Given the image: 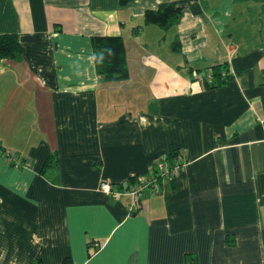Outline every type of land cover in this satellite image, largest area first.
I'll list each match as a JSON object with an SVG mask.
<instances>
[{
	"label": "crops",
	"instance_id": "1",
	"mask_svg": "<svg viewBox=\"0 0 264 264\" xmlns=\"http://www.w3.org/2000/svg\"><path fill=\"white\" fill-rule=\"evenodd\" d=\"M169 2L176 24L143 23ZM3 33L22 51L0 59V264H264V0H0ZM116 35L110 81L93 37ZM161 155L184 165L133 204Z\"/></svg>",
	"mask_w": 264,
	"mask_h": 264
},
{
	"label": "trees",
	"instance_id": "2",
	"mask_svg": "<svg viewBox=\"0 0 264 264\" xmlns=\"http://www.w3.org/2000/svg\"><path fill=\"white\" fill-rule=\"evenodd\" d=\"M121 4H126L130 0H119ZM183 13V9L176 2H169L158 9H146L143 12L144 24H156L162 29H169L176 24ZM179 39L173 41L171 49L178 51ZM22 47L13 33L0 34V59H19ZM93 55L97 72L104 79L114 81L128 77V66L126 50L123 39L120 35L116 36H95L93 37ZM230 79L229 68L225 64L215 65L208 77L202 79L203 86H218ZM17 159V158H15ZM18 164L22 165L23 160L17 159ZM14 165L13 163H10ZM57 161L50 155L43 166V172L54 167ZM18 165V166H19ZM61 264H71L69 256L63 258Z\"/></svg>",
	"mask_w": 264,
	"mask_h": 264
},
{
	"label": "built area",
	"instance_id": "3",
	"mask_svg": "<svg viewBox=\"0 0 264 264\" xmlns=\"http://www.w3.org/2000/svg\"><path fill=\"white\" fill-rule=\"evenodd\" d=\"M6 161L9 163H13L14 165H19L18 160L13 157L11 153L6 154ZM184 164L182 162H171L167 159L166 155H161L156 158V160L152 163L150 167V171L147 176L140 179L137 185L131 187V189L127 192L131 196L132 203L136 204L139 199V195L142 190L153 187L155 188L160 180L164 178H168L173 175L181 166ZM22 166L30 167L29 161H25ZM99 190L105 194H110L112 196H118L120 194L119 191L113 188V183H110L107 180H102L99 182Z\"/></svg>",
	"mask_w": 264,
	"mask_h": 264
},
{
	"label": "rangeland",
	"instance_id": "4",
	"mask_svg": "<svg viewBox=\"0 0 264 264\" xmlns=\"http://www.w3.org/2000/svg\"><path fill=\"white\" fill-rule=\"evenodd\" d=\"M7 154V153H6Z\"/></svg>",
	"mask_w": 264,
	"mask_h": 264
}]
</instances>
